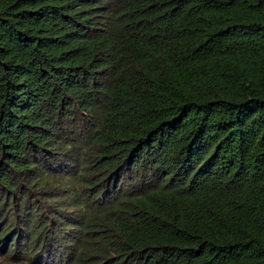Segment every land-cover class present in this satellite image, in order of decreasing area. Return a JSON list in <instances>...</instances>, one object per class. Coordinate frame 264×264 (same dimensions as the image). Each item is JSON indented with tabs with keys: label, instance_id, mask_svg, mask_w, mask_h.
<instances>
[{
	"label": "trees",
	"instance_id": "obj_1",
	"mask_svg": "<svg viewBox=\"0 0 264 264\" xmlns=\"http://www.w3.org/2000/svg\"><path fill=\"white\" fill-rule=\"evenodd\" d=\"M0 242L264 264V0H0Z\"/></svg>",
	"mask_w": 264,
	"mask_h": 264
},
{
	"label": "rangeland",
	"instance_id": "obj_2",
	"mask_svg": "<svg viewBox=\"0 0 264 264\" xmlns=\"http://www.w3.org/2000/svg\"><path fill=\"white\" fill-rule=\"evenodd\" d=\"M1 245L2 243L0 242V248H1ZM33 259H34V256L27 257L24 254H20V253H17V256L12 259L9 256H5L4 251L0 249V264H33Z\"/></svg>",
	"mask_w": 264,
	"mask_h": 264
}]
</instances>
